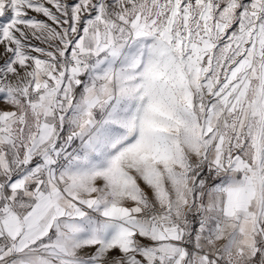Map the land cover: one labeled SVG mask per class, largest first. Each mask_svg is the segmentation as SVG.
Segmentation results:
<instances>
[{"label": "snow or ice", "instance_id": "snow-or-ice-1", "mask_svg": "<svg viewBox=\"0 0 264 264\" xmlns=\"http://www.w3.org/2000/svg\"><path fill=\"white\" fill-rule=\"evenodd\" d=\"M0 264H264V0H0Z\"/></svg>", "mask_w": 264, "mask_h": 264}]
</instances>
